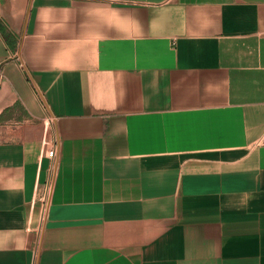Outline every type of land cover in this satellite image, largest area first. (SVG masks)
<instances>
[{
  "label": "crops",
  "instance_id": "1",
  "mask_svg": "<svg viewBox=\"0 0 264 264\" xmlns=\"http://www.w3.org/2000/svg\"><path fill=\"white\" fill-rule=\"evenodd\" d=\"M0 264H264V0H0Z\"/></svg>",
  "mask_w": 264,
  "mask_h": 264
},
{
  "label": "built area",
  "instance_id": "2",
  "mask_svg": "<svg viewBox=\"0 0 264 264\" xmlns=\"http://www.w3.org/2000/svg\"><path fill=\"white\" fill-rule=\"evenodd\" d=\"M54 121V117L49 119V123ZM45 145V155L52 159L53 162H56L58 159L60 144L56 134L46 135L44 139Z\"/></svg>",
  "mask_w": 264,
  "mask_h": 264
}]
</instances>
